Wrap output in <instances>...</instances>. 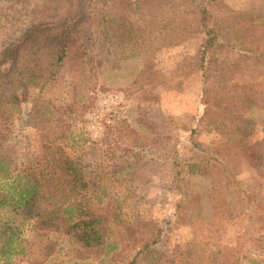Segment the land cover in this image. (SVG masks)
Segmentation results:
<instances>
[{"label": "rangeland", "instance_id": "obj_1", "mask_svg": "<svg viewBox=\"0 0 264 264\" xmlns=\"http://www.w3.org/2000/svg\"><path fill=\"white\" fill-rule=\"evenodd\" d=\"M0 156L59 191L0 182V264H264V0H0Z\"/></svg>", "mask_w": 264, "mask_h": 264}, {"label": "trees", "instance_id": "obj_2", "mask_svg": "<svg viewBox=\"0 0 264 264\" xmlns=\"http://www.w3.org/2000/svg\"><path fill=\"white\" fill-rule=\"evenodd\" d=\"M203 20H207L206 13L204 14ZM213 29H209L207 31L208 38L206 40V45L207 48L211 47L213 45L216 36L213 32ZM30 32L31 31H27ZM26 32V35H27ZM28 35V36H29ZM63 39H64V46L62 49L58 51L57 57L55 62L52 63V66L55 67L59 65L64 57H65V51L67 49L68 41L70 38L69 33L63 32ZM10 48V50H9ZM19 49V46H14L13 44H10L8 48H4L2 51L1 55L2 57H8L9 51H10V59L16 60L17 56V51ZM56 68V67H55ZM55 153V152H53ZM50 160H45V162L48 165V162ZM8 161L0 156V182L2 180L8 181L6 182L9 185V192H10V187L12 188V192H10V197L7 195H4V201H7V199H10V203H16L18 206H24V207H30L34 211L38 212L40 215V222H39V228L44 230V229H52V226L56 225L54 222L55 219L58 217V215L55 217L48 216L45 218L43 215V211L38 208L36 205V202L43 196L52 206V208H55L57 210V207L54 204H58L57 200V195L59 193L58 191V186L54 182H52V188L50 189H43L42 181L41 178L38 176H35L31 172H24L21 173L20 171L14 172L11 167H6V163ZM59 164H68V168L71 170L73 169L72 166H70V159L65 157L64 159L62 158H57L52 160L53 165H58ZM57 171H52L53 173H56ZM77 176V175H76ZM43 178V176H42ZM45 178V177H44ZM52 179V181H54ZM47 181V179L45 180ZM44 182V181H43ZM45 201V200H44ZM68 201V202H67ZM67 203L63 206V212L66 213V216H61V218L66 222V226L64 227V232L66 235L70 236L71 239L81 243L84 247L88 248H93V247H99L105 242V228L104 226L96 220V218H76L75 214V201H73L72 197H68ZM4 203V202H3ZM15 204V205H16ZM77 209H81L79 205L77 204ZM81 211V210H80ZM5 232V230H4ZM7 232V231H6ZM13 236H11L8 241L11 243L13 241ZM147 247V244L143 245V248L139 251H143ZM21 252L24 253V248L20 249ZM141 253V252H140ZM139 255V253H138Z\"/></svg>", "mask_w": 264, "mask_h": 264}]
</instances>
